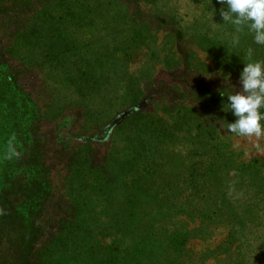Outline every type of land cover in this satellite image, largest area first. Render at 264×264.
<instances>
[{
	"label": "rangeland",
	"instance_id": "374dc122",
	"mask_svg": "<svg viewBox=\"0 0 264 264\" xmlns=\"http://www.w3.org/2000/svg\"><path fill=\"white\" fill-rule=\"evenodd\" d=\"M222 8L0 0V264L42 207L79 264H264V139L222 111L264 46Z\"/></svg>",
	"mask_w": 264,
	"mask_h": 264
},
{
	"label": "clouds",
	"instance_id": "9594fccd",
	"mask_svg": "<svg viewBox=\"0 0 264 264\" xmlns=\"http://www.w3.org/2000/svg\"><path fill=\"white\" fill-rule=\"evenodd\" d=\"M218 3L226 8L220 13L224 23H231L237 32L246 28L253 34L254 43L264 46V0H218ZM252 53L253 49L249 48L248 62L244 63L239 78L241 89L235 91L232 85L227 103L222 106V111L231 113L235 120L220 121L227 122L229 134L260 140L264 139V60H252ZM227 77L230 75L224 76V81L230 83L231 77ZM221 96L224 97L222 93Z\"/></svg>",
	"mask_w": 264,
	"mask_h": 264
},
{
	"label": "trees",
	"instance_id": "16d2710c",
	"mask_svg": "<svg viewBox=\"0 0 264 264\" xmlns=\"http://www.w3.org/2000/svg\"><path fill=\"white\" fill-rule=\"evenodd\" d=\"M4 8L6 9L7 7L4 5ZM13 82L14 84H16L20 92L22 94H25L24 91L19 88L20 86L18 85L17 80L14 79ZM143 118L147 119L148 116L141 114L139 116V119ZM115 184L116 179L113 180V185ZM39 211V216L42 215L43 222L39 223V216L37 219H33L32 222L30 221V226L27 229V233L23 236L25 247L27 248L28 252H24V254H22L23 257L18 260L19 262L17 264H79L73 259H66V255L62 254L61 249L59 250L58 255H56L55 253L51 254L53 245L59 248H61L62 246L65 247V239H68L71 235L75 234L74 227L72 225L73 223H62L60 227H57V231L54 234L53 232L50 233L49 228L45 224V221L47 220V218H49L50 220L54 218L50 215V213H47V210L43 207ZM69 214L70 216L68 217L73 219V221L77 219L79 220L80 214L78 212L73 213L72 211H70ZM76 227L77 230H79V233L81 229H83L78 225V223L76 224Z\"/></svg>",
	"mask_w": 264,
	"mask_h": 264
}]
</instances>
